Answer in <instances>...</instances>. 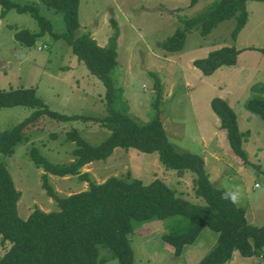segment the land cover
<instances>
[{
    "label": "rangeland",
    "instance_id": "obj_1",
    "mask_svg": "<svg viewBox=\"0 0 264 264\" xmlns=\"http://www.w3.org/2000/svg\"><path fill=\"white\" fill-rule=\"evenodd\" d=\"M11 1L40 7L41 15L52 24L54 34L66 31L63 15L45 8L42 0ZM192 1L81 0V33H91L101 47L116 56L117 87L122 92L118 107L122 109L126 103L131 118L138 123H148L156 114L154 101L159 94L161 118L170 142L181 152L202 156L215 187L225 191L239 187L242 196L237 205L246 210L250 224L262 227L264 121L248 111L245 103L252 98H264V54L250 49H264V3L247 2L248 21L235 41L232 33L236 19H231L219 24L206 37L192 31L181 51L163 50L162 44L182 25L181 20L199 16L217 0H200L191 7ZM2 9L0 6V15ZM20 30L39 33L41 26L30 14L15 9L0 18V91L34 88L52 111L68 116L107 115L104 83L78 61L66 41L47 33L37 38L35 47L24 48L14 36ZM231 46L242 50L236 66H223L210 76L194 66L196 60ZM216 97L233 107L240 130L250 133L244 143L249 157L245 164L231 150L227 132L221 129L220 119L211 107ZM34 112L28 107L0 110V131L22 123ZM43 119H47L46 124L29 131L32 138L27 144L18 145L13 156L0 153V161L7 165L16 188L22 193L18 203L22 219H27L38 208L45 212L58 210L56 202L42 187L44 171L29 158L31 147L39 148L55 164H66L74 160L72 151L75 149L74 142L66 141L68 132L78 130L92 145L101 144L110 134L98 123ZM53 133L56 138L52 137ZM82 172L89 173L99 184L111 177L128 181L140 179L145 184L159 179L188 200L198 202L194 198L191 177L165 170L157 154L117 148L106 161L86 165ZM49 181L61 196L89 188L88 183L77 176L49 175ZM172 221L143 223L135 231L131 236L135 264H199L218 240V234L206 227L177 257L174 248L162 239ZM5 251L0 243V258ZM100 252L109 255L106 264H119L108 250L101 248ZM228 264H264V249L261 256L251 258L236 252Z\"/></svg>",
    "mask_w": 264,
    "mask_h": 264
},
{
    "label": "trees",
    "instance_id": "obj_2",
    "mask_svg": "<svg viewBox=\"0 0 264 264\" xmlns=\"http://www.w3.org/2000/svg\"><path fill=\"white\" fill-rule=\"evenodd\" d=\"M199 1L193 0L191 7ZM249 1L264 3V0H217L199 16L181 20L182 25L162 44L163 50L170 53L181 51L192 31L206 37L219 24L231 19H236L232 39L237 40L248 21L246 4ZM80 3L81 0H42L45 8L64 17L66 31L57 35L53 33L52 24L41 15L40 7L0 0L3 7L0 18L15 9L30 14L41 26L39 33L29 30L15 32V40L22 47H35L37 38L47 33L66 41L78 61L104 83L107 98V115L103 117L68 116L52 111L34 88L0 91V110L15 107L35 110L22 123L0 131V153L13 156L18 145L27 144L32 138L29 131L31 133L46 124L45 117L60 122L98 123L110 133L101 144L92 145L78 130L68 132L66 141L74 142L75 149L72 151L74 160L66 164H55L39 148H30L29 158L44 171L42 187L56 202L58 210L45 212L38 208L27 219H22L18 213L22 193L16 188L7 165L0 161V243L6 250L0 264H106L109 255H101V248L108 250L119 264H135L131 236L143 223L168 219L173 221L162 239L174 248L177 257L206 227L218 234V240L199 264H228L236 252L246 258L261 256L264 226L250 224L244 208L221 199L225 190L213 185L202 156L181 152L170 142L161 118L160 95L154 101L156 114L148 123H138L131 118L126 103L122 109L118 107L122 97L116 78L118 61L114 54L97 43L91 33H81ZM113 24L116 25L115 21ZM250 49L264 54V49ZM241 53L242 50L236 47H223L193 64L205 76H210L223 66H236ZM159 86L157 82L158 90ZM211 107L220 119L221 129L227 132L231 150L244 164L247 163L249 157L244 143L250 133L240 130L236 111L219 97L211 101ZM245 107L264 121V98L247 100ZM52 137L57 135L53 133ZM117 148L157 154L165 170L181 177L189 175L198 202L188 200L159 179L145 184L140 179L128 181L111 177L99 184L89 173L82 172L86 165L106 161ZM49 175L77 176L80 181L87 182L89 188L61 196L51 185Z\"/></svg>",
    "mask_w": 264,
    "mask_h": 264
},
{
    "label": "clouds",
    "instance_id": "obj_3",
    "mask_svg": "<svg viewBox=\"0 0 264 264\" xmlns=\"http://www.w3.org/2000/svg\"><path fill=\"white\" fill-rule=\"evenodd\" d=\"M241 196V190L239 189V187H236L232 190H228L222 193L221 199L236 205L240 202Z\"/></svg>",
    "mask_w": 264,
    "mask_h": 264
}]
</instances>
